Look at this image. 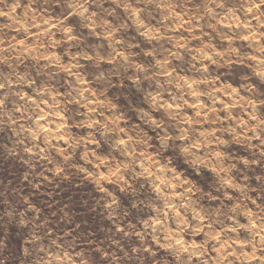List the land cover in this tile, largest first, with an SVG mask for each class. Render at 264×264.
<instances>
[{"label": "clouds", "instance_id": "clouds-1", "mask_svg": "<svg viewBox=\"0 0 264 264\" xmlns=\"http://www.w3.org/2000/svg\"><path fill=\"white\" fill-rule=\"evenodd\" d=\"M0 264H264V0H0Z\"/></svg>", "mask_w": 264, "mask_h": 264}]
</instances>
